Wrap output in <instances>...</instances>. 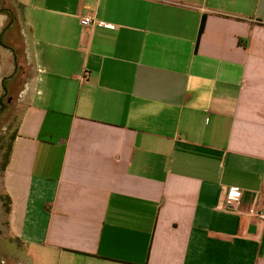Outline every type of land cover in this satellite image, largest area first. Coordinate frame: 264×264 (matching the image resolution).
I'll return each mask as SVG.
<instances>
[{"label": "crops", "instance_id": "1", "mask_svg": "<svg viewBox=\"0 0 264 264\" xmlns=\"http://www.w3.org/2000/svg\"><path fill=\"white\" fill-rule=\"evenodd\" d=\"M0 7L33 74L5 264H264V0Z\"/></svg>", "mask_w": 264, "mask_h": 264}, {"label": "flooded vegetation", "instance_id": "2", "mask_svg": "<svg viewBox=\"0 0 264 264\" xmlns=\"http://www.w3.org/2000/svg\"><path fill=\"white\" fill-rule=\"evenodd\" d=\"M3 11L6 10L0 7V13ZM13 28V23L7 21L0 30V47L11 56V71L0 79V159L4 157L3 161H5L6 158L5 154L7 147L10 144L12 146L16 137L22 108L26 103L25 98L28 95L23 94V92L28 89V85L30 86L29 82L32 80L33 76L32 69L22 64L17 59L16 50L5 40L6 33ZM0 168L3 173L2 164H0ZM1 203H3L2 200ZM3 225L0 222V264H5L3 261Z\"/></svg>", "mask_w": 264, "mask_h": 264}, {"label": "built area", "instance_id": "3", "mask_svg": "<svg viewBox=\"0 0 264 264\" xmlns=\"http://www.w3.org/2000/svg\"><path fill=\"white\" fill-rule=\"evenodd\" d=\"M80 26L81 27H88L91 26L97 21L94 19L93 16L86 15L80 18L79 20ZM104 26H108L106 24H103ZM88 77L87 72H83V75L81 76V80H86ZM226 203L227 207L235 212H238V205H239V196L234 195V194H228L226 196ZM248 216L250 218H256L257 220L261 221L264 223V210L258 207H252L249 212Z\"/></svg>", "mask_w": 264, "mask_h": 264}, {"label": "rangeland", "instance_id": "4", "mask_svg": "<svg viewBox=\"0 0 264 264\" xmlns=\"http://www.w3.org/2000/svg\"><path fill=\"white\" fill-rule=\"evenodd\" d=\"M1 21V17H0V30L2 28V26L6 23L4 22V24L2 25ZM9 60V53L5 52L1 47H0V79L2 76L8 74L11 71V65L8 62ZM3 158L0 159V164H3ZM2 172H1V168H0V222L3 225L4 223V219H5V208H6V202L5 201V195L3 192V188H2ZM1 200L3 201V203H1Z\"/></svg>", "mask_w": 264, "mask_h": 264}, {"label": "trees", "instance_id": "5", "mask_svg": "<svg viewBox=\"0 0 264 264\" xmlns=\"http://www.w3.org/2000/svg\"><path fill=\"white\" fill-rule=\"evenodd\" d=\"M10 149H11V144L7 147V150H6V154H5L6 158H5L4 163L2 164V169L3 170L5 169V166H6L7 162H8L9 156H10ZM5 201H7L6 205H5L6 206L5 212H8L9 211V199L7 197H5Z\"/></svg>", "mask_w": 264, "mask_h": 264}]
</instances>
